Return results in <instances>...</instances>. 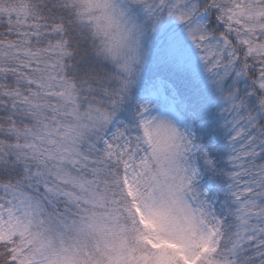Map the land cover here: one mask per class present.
<instances>
[{
    "label": "snow or ice",
    "instance_id": "6c2138e0",
    "mask_svg": "<svg viewBox=\"0 0 264 264\" xmlns=\"http://www.w3.org/2000/svg\"><path fill=\"white\" fill-rule=\"evenodd\" d=\"M0 264H264V0H0Z\"/></svg>",
    "mask_w": 264,
    "mask_h": 264
}]
</instances>
